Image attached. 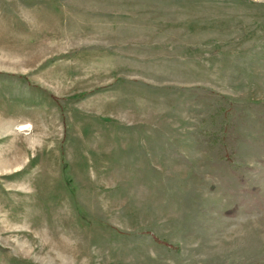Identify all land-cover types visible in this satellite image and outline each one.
<instances>
[{"label":"rangeland","instance_id":"374dc122","mask_svg":"<svg viewBox=\"0 0 264 264\" xmlns=\"http://www.w3.org/2000/svg\"><path fill=\"white\" fill-rule=\"evenodd\" d=\"M262 259L264 0H0V264Z\"/></svg>","mask_w":264,"mask_h":264},{"label":"crops","instance_id":"0c3cea01","mask_svg":"<svg viewBox=\"0 0 264 264\" xmlns=\"http://www.w3.org/2000/svg\"><path fill=\"white\" fill-rule=\"evenodd\" d=\"M37 95V94H36ZM35 95V96H36ZM35 100H36V98H35ZM42 101V103H43V101L44 100H41ZM36 104H38V103H36ZM44 104H38V105H36L37 106V108H36V110H38V111H43V109L41 110V108H38V107H41V106H43ZM23 106H25V108H26V105L24 104ZM24 108V107H23ZM34 110H35V108H34ZM22 111H24L26 114H28L29 116H26V119H29L30 121H32L35 125H38V123H39V119H36V118H34L32 115H33V110H29V109H22ZM19 112H20V110H19ZM23 112V113H24ZM25 116H23V118L22 119H16V120H12L13 121V125H16V124H18L19 122H21V121H24V120H26L25 118H24ZM23 125H29V124H23ZM22 125V126H23ZM44 151V150H43Z\"/></svg>","mask_w":264,"mask_h":264},{"label":"bare ground","instance_id":"6f19581e","mask_svg":"<svg viewBox=\"0 0 264 264\" xmlns=\"http://www.w3.org/2000/svg\"><path fill=\"white\" fill-rule=\"evenodd\" d=\"M29 126H30V125H23V126L20 127V129H22V130H27V129L29 128Z\"/></svg>","mask_w":264,"mask_h":264},{"label":"trees","instance_id":"16d2710c","mask_svg":"<svg viewBox=\"0 0 264 264\" xmlns=\"http://www.w3.org/2000/svg\"><path fill=\"white\" fill-rule=\"evenodd\" d=\"M64 167H66V165H65ZM162 242H164V243L167 244V245H170V243H168V242H166V241H162ZM258 264H264V259H262L261 263L259 262Z\"/></svg>","mask_w":264,"mask_h":264}]
</instances>
